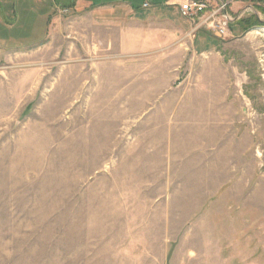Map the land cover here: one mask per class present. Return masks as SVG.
Listing matches in <instances>:
<instances>
[{
  "label": "rangeland",
  "instance_id": "374dc122",
  "mask_svg": "<svg viewBox=\"0 0 264 264\" xmlns=\"http://www.w3.org/2000/svg\"><path fill=\"white\" fill-rule=\"evenodd\" d=\"M44 1L0 0V22L18 16L0 24V264H232V233L259 243L264 24L197 31L219 61L202 69L190 48L171 67L169 47L69 36L73 6L110 0ZM256 2L242 18L264 21ZM215 83L231 87L220 130L203 116Z\"/></svg>",
  "mask_w": 264,
  "mask_h": 264
},
{
  "label": "crops",
  "instance_id": "0c3cea01",
  "mask_svg": "<svg viewBox=\"0 0 264 264\" xmlns=\"http://www.w3.org/2000/svg\"><path fill=\"white\" fill-rule=\"evenodd\" d=\"M36 1V3H41L43 6L46 3L44 0L41 2ZM183 1L164 0L159 4H155L144 0L143 4L138 3L136 5L131 0H110L100 3L83 2L82 7L79 9L73 6L75 14L68 19L67 25L69 36L83 38L87 43L94 41L100 45V48H106L107 44H110L113 50L129 55L144 54L150 49L159 48L158 46L160 48L169 47L172 50L169 59L171 60V67H173V61L177 65H182L187 56L186 49L192 48L194 55L200 57L203 69L204 66L206 68L215 61H219V57L212 50L214 46L197 53L196 48H194V37H192L191 42L187 39L188 32L191 29L187 19L182 21L179 18L171 19L172 14H181L179 3ZM256 1L258 0H254L255 4ZM215 2L217 3L219 0ZM233 2L238 4L234 9H230V7L229 12L236 18L239 17L230 24V33L233 24L240 26L238 20L242 18V9L247 8L246 0H235ZM44 11L46 12V9ZM253 15L258 19L260 18L256 14ZM13 18L11 21L6 18L7 22L2 21L0 24H10L18 16L14 13ZM205 34L211 35L207 32ZM154 68L152 67V69ZM201 85L205 92L221 93L218 97V104L214 106L207 105L203 111L204 118L210 120V122L213 121L219 129V126L227 121L225 116L232 115V101L225 102L228 98L227 92L231 91V87L216 83L210 87ZM194 90L197 91V89ZM203 97L206 100L212 98L209 94H205ZM204 102L207 103V101ZM255 235L252 229L243 235L232 233V257L229 262L232 264H264V236L257 243Z\"/></svg>",
  "mask_w": 264,
  "mask_h": 264
},
{
  "label": "built area",
  "instance_id": "2783aa9c",
  "mask_svg": "<svg viewBox=\"0 0 264 264\" xmlns=\"http://www.w3.org/2000/svg\"><path fill=\"white\" fill-rule=\"evenodd\" d=\"M235 0H219L215 5L207 0H184L179 3V11L190 23L188 36L204 30L224 39L230 33V24L235 16L229 12V5ZM147 5V4H145Z\"/></svg>",
  "mask_w": 264,
  "mask_h": 264
},
{
  "label": "trees",
  "instance_id": "16d2710c",
  "mask_svg": "<svg viewBox=\"0 0 264 264\" xmlns=\"http://www.w3.org/2000/svg\"><path fill=\"white\" fill-rule=\"evenodd\" d=\"M70 4H74V2L72 3V2H70ZM253 22H255V23H258V24H264V21H261V20H259L255 15L252 17V19H245V18H240L239 20H238V23L241 25V23H245L247 26V28L246 29H248L249 27H252L254 24H253Z\"/></svg>",
  "mask_w": 264,
  "mask_h": 264
},
{
  "label": "water",
  "instance_id": "95a60500",
  "mask_svg": "<svg viewBox=\"0 0 264 264\" xmlns=\"http://www.w3.org/2000/svg\"><path fill=\"white\" fill-rule=\"evenodd\" d=\"M238 17H239V16H238ZM238 17H237V18H238ZM237 18L235 17V20H236ZM235 20H234V21H235ZM259 20H261V19H259ZM234 21H233V22H234ZM261 21H263V20H261ZM231 23H232V22H231Z\"/></svg>",
  "mask_w": 264,
  "mask_h": 264
}]
</instances>
